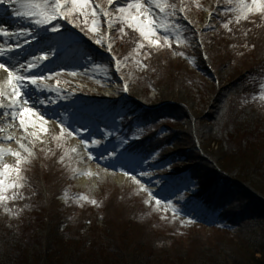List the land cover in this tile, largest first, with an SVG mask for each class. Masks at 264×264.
Returning <instances> with one entry per match:
<instances>
[{"label":"trees","instance_id":"16d2710c","mask_svg":"<svg viewBox=\"0 0 264 264\" xmlns=\"http://www.w3.org/2000/svg\"><path fill=\"white\" fill-rule=\"evenodd\" d=\"M120 27L115 22L117 52L132 89L129 100L107 102L117 112L116 136L144 164L169 166L173 174L189 170L197 190L191 198L212 213L215 226L205 233L201 225H185L145 208L128 190H104L96 205L91 197L78 199L83 194L60 171L58 154L45 168L23 166L24 198L8 201V211L0 206V264H264V100L258 98L264 38L255 42L264 35V16L233 23L232 32L223 28L217 43L229 39L233 57L225 48L211 56L218 44L203 37L194 57L218 86L190 71L185 59H173L191 53L184 46L158 49L143 41L140 48L138 33L125 28L121 36ZM135 60L143 65L139 72ZM150 91H158L156 102ZM64 195L65 205L57 200ZM82 223L90 226L82 231Z\"/></svg>","mask_w":264,"mask_h":264},{"label":"rangeland","instance_id":"374dc122","mask_svg":"<svg viewBox=\"0 0 264 264\" xmlns=\"http://www.w3.org/2000/svg\"><path fill=\"white\" fill-rule=\"evenodd\" d=\"M117 2L123 4L124 0H117ZM0 6L5 7L7 10H13L7 4ZM109 6L112 8L114 5ZM206 7V9L204 7L200 10L198 29H202L206 25V16L207 13H210L212 4H208ZM0 14L12 25L5 27V29L7 28L10 32H13L18 38H23L24 36L19 34L26 30H31L33 33L31 37H25L26 48H23V50L22 48L19 49L23 55L27 54L24 53L25 51L29 52L36 49L38 52L32 58L33 60L37 56H47L46 60H41L42 66L40 68L25 73V75L47 77L43 81V85H51L54 90L50 91L47 87L37 89L33 86L26 87L24 91L28 93L29 104L33 105L35 110L48 119L50 134L51 131L58 133L60 126L67 127L69 131L73 132L72 138H68L67 142L70 144V148L76 147L79 150L78 154H73L71 160L76 170L75 175L72 177L75 190L85 191L86 196L94 198L100 193L102 188L105 191H109L128 187L127 190L132 189L133 193L140 198L141 205H143V201L146 206L162 213H164V210L168 213L171 212L179 219L184 217L194 222L206 219L203 211L198 206L186 207L185 200L187 199L181 196L180 192L182 190L188 187L190 189L192 186V182L187 175L174 178L172 168L165 167L161 169L159 166L140 167L137 159L127 157L121 152L122 142H119L120 138L113 143L99 144L101 141L105 142L113 136L112 133L116 129L114 114L101 110V107L93 99L85 97L83 93L91 91L97 94L101 89H104L103 94L108 98H112L123 92L124 85H128V89L130 87L129 82L124 83L122 78H117L116 60L119 57L116 53V39H114L115 32L113 27L109 30L105 24L106 26L103 29L102 24H100L98 32L93 33V41H95L97 35H102L104 44L110 43L112 45L111 52L101 45L95 48L98 51L96 52L90 49L89 46L79 44L76 41V36H70L67 33H56V31H51L50 26L47 30L45 28H37L27 19L6 16L2 11H0ZM160 18L157 16V19ZM208 21L211 23L213 18ZM56 24L59 29L64 28L60 21H57ZM180 31L178 28V32ZM170 35L173 41H176L177 32L173 31ZM261 38H264V35L257 37L255 42H260ZM229 45V39L224 38L220 44L213 45L215 47H213L211 56L216 55L215 51L221 53L225 48L224 53L226 56L233 57L231 53L233 50L228 48ZM9 48L16 49L13 44H10ZM4 52V55L0 56L5 58L3 63L14 65L15 67L28 65L29 60L22 57V55L11 54L8 49L4 50ZM250 52L252 50L247 53ZM178 55L173 54V59H185L184 61L187 63L189 70L196 68L197 64L191 60L194 59L192 53L186 54L184 57ZM133 66L139 69V61H134ZM156 92L153 91L148 95L150 101L151 98L155 99L157 96ZM3 111L0 109V112ZM8 121L9 117L0 115V127L5 126ZM12 131L17 138L22 135L20 130L13 129ZM55 145V140H48L43 144L36 142L32 148L34 156L29 158V163L31 165L37 164V168L39 166L45 167V164L49 163L47 156L51 154ZM3 146L19 150L18 145L14 142H5ZM90 156L91 158H89ZM5 160L9 164H14L15 162L14 158L10 156L6 157ZM27 164L24 165L27 166ZM88 171L93 173V175H81V173ZM133 176L140 181V184H137L132 179ZM141 185H143V188ZM145 189L149 190L153 196L150 197ZM171 192L173 193L170 194ZM191 192L193 193L194 191ZM179 196H181L179 200H169ZM155 200H160L161 204L157 205ZM172 204L182 205L184 209L174 214L172 212ZM82 225L83 228L80 229L82 231L90 226L86 223H82ZM98 226L101 230L104 229L102 221H98ZM210 231L209 228H206L204 232L208 233Z\"/></svg>","mask_w":264,"mask_h":264},{"label":"snow or ice","instance_id":"6c2138e0","mask_svg":"<svg viewBox=\"0 0 264 264\" xmlns=\"http://www.w3.org/2000/svg\"><path fill=\"white\" fill-rule=\"evenodd\" d=\"M224 2L230 7H220L218 5L215 15L217 17L220 15L229 16L228 19L222 21V27L229 32H232L230 25L233 23L238 25L242 20L248 21L250 16L255 14L264 16V0H224ZM108 3L114 5L111 10L100 8L92 0H0V5L7 4L12 7L16 17L27 19L37 28L47 30L50 26L51 31H59L56 22L65 20L74 27L81 28V31H85L87 35L98 32L100 27L99 17L103 15L109 30L113 27V19H109V17H114L115 22L121 25L117 30L121 36L126 35L125 28L138 33L141 38L140 48H144L143 41H147L148 45L158 49L164 45L171 49L173 38L170 33L173 31L177 32L175 40L179 45L178 25L167 23L166 20H171L177 13L183 14L186 12L183 0H181L179 7L174 0L173 2H170V0H124L123 4L118 3L117 0H108ZM212 15L213 13H209L210 17ZM157 16L161 18L157 19ZM90 17L91 26H89ZM184 19H187L186 15H184ZM189 23H192V21H189ZM82 24L84 27H81ZM213 30L215 29L213 28ZM9 35L7 30L0 29V36ZM19 35L31 37L33 33L31 30H26ZM94 42L97 45L104 46L107 51H112V45L110 43L104 44L102 35H97ZM200 43L203 44V41L201 40ZM244 46L247 47L248 45L245 44ZM252 47H255V45H252ZM178 54L184 55L182 52ZM2 55H4V50L0 49V56ZM148 55H151V53ZM205 58H207L206 55ZM46 59L47 56H37L34 62L20 67L0 63V71L5 74L3 80H0V109L5 111L0 112V115L9 117L8 123L0 127V206H5L6 211L9 210L6 207L8 201L24 198L20 192L26 184L23 165L29 163V158L34 156L32 148L35 143L43 144L48 140H55L57 147L63 148L67 139L73 136V132L64 126H60L58 133L51 131L50 134L48 119L35 110L33 105L29 104L28 93L24 91L26 87L33 86L37 89L47 87L50 91L54 90L51 85H43V81L47 77L24 74L25 71H31L37 67L41 60ZM116 65L119 71V60H116ZM144 67L146 68L147 65H144ZM124 90L128 91V85H124ZM258 98L264 100V85L259 90ZM253 99L255 100L256 97H253ZM13 129L20 130L22 135L17 138L12 131ZM5 142L16 143L19 150L4 147ZM78 151L76 147L65 150L58 162L64 164L65 158H68L69 164L66 167H69L75 173L76 170L71 168V160L73 154H78ZM8 156L14 158V164L6 162L5 158ZM81 175L92 176L93 173L88 171L81 173ZM132 179L140 184L135 176ZM141 187L143 188V185ZM145 190L148 191L150 197L153 196L149 190ZM78 199L86 200L87 197L81 196ZM90 202L93 205L97 203L94 199ZM155 203L160 205L161 201L155 200ZM173 213L175 214V209H173ZM188 223H194V221Z\"/></svg>","mask_w":264,"mask_h":264},{"label":"bare ground","instance_id":"6f19581e","mask_svg":"<svg viewBox=\"0 0 264 264\" xmlns=\"http://www.w3.org/2000/svg\"><path fill=\"white\" fill-rule=\"evenodd\" d=\"M3 9H5V7H2V6H0V11H2ZM4 12V11H3ZM5 15H9V14H6L5 13ZM7 25V27L8 26H12L11 24H8L7 23V21H6V19H4L3 17H1L0 16V29H3V30H7L8 32H9V36H0V49H4V48H8L9 50H11L12 52H17L18 51V49H20V48H24L25 47V41H26V39H25V37H23V38H18L13 32H10L7 28L6 29H4L3 28V26H6ZM10 44H13L14 46H15V48L16 49H10L9 48V45ZM18 48V49H17ZM20 52V51H19ZM27 55H29L30 56V58L31 57H33V55H35V52H29ZM0 62H4V59H0ZM34 62V61H33ZM42 65V62L40 61V63H39V65L37 66V67H35V68H33V69H36V68H38V67H40ZM12 66V65H11ZM14 66V65H13ZM32 69V70H33ZM4 73L2 72V71H0V80H3V78H4ZM4 109H1V111H3ZM5 111V110H4ZM183 175H187L188 176V178H189V180L192 182V186L190 187V189H189V187L187 188V189H185V190H196L195 188H194V184H195V181H194V179L192 178V176H191V174H190V172H189V170H185V171H183V172H181V173H179V174H176V177H179V176H183Z\"/></svg>","mask_w":264,"mask_h":264}]
</instances>
